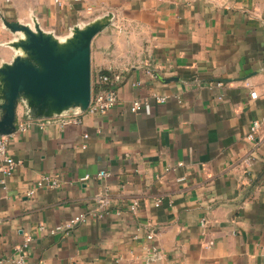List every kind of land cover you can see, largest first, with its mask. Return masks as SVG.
Instances as JSON below:
<instances>
[{
    "label": "crops",
    "instance_id": "crops-1",
    "mask_svg": "<svg viewBox=\"0 0 264 264\" xmlns=\"http://www.w3.org/2000/svg\"><path fill=\"white\" fill-rule=\"evenodd\" d=\"M27 3L0 0V16L35 9L61 38L114 15L91 57L92 72L112 77L118 104L81 124L35 122L10 137L19 164L10 176L0 170V256L31 236V264H264V131L247 139L264 117V0ZM8 34L0 19V65L17 54L9 43L19 35ZM136 99L150 109L132 112ZM47 174L59 186L28 195ZM80 213L86 222L50 233Z\"/></svg>",
    "mask_w": 264,
    "mask_h": 264
},
{
    "label": "water",
    "instance_id": "water-1",
    "mask_svg": "<svg viewBox=\"0 0 264 264\" xmlns=\"http://www.w3.org/2000/svg\"><path fill=\"white\" fill-rule=\"evenodd\" d=\"M1 12V11H0ZM108 13L76 25L61 38L45 30L33 16L35 27L9 21L3 25L24 37L14 43L23 53L0 65V135L16 130L19 103L31 119L62 117L70 110L84 112L92 98V41L113 19Z\"/></svg>",
    "mask_w": 264,
    "mask_h": 264
},
{
    "label": "built area",
    "instance_id": "built-area-1",
    "mask_svg": "<svg viewBox=\"0 0 264 264\" xmlns=\"http://www.w3.org/2000/svg\"><path fill=\"white\" fill-rule=\"evenodd\" d=\"M112 77L108 74H102L99 72H92V98L89 107L82 113L73 109L70 110L67 114L62 117L56 118H39V119H31L27 115V111L21 115L17 116L16 130L12 134L8 135H0V161H2V166L0 168L1 172L6 176H10L14 173L19 161H17L14 157L9 154L8 151V143L10 137L14 135H21L26 133L32 126L33 123L37 122L41 128H44L45 125L51 120H60L63 125L66 124H81L83 122V115L85 113L90 114H106L109 110L115 107L118 104V95L117 90L111 87ZM96 84L98 86L96 92L93 91V85ZM218 85H223L221 81L217 82ZM247 87L251 88L250 96L253 99L258 97V92L253 88L250 83L246 84ZM159 102H166V96H156L155 97ZM150 104L143 99H136L130 105V110L132 112H138L140 110H149ZM264 131V117L256 119L253 121L249 133L247 134V139L250 141H254L260 132ZM88 134H85L84 137L88 138ZM99 177L108 176V173L104 170L98 173ZM90 176L87 175L83 177L82 180L89 179ZM3 181V180H2ZM59 179L56 176L52 175H44L40 177L33 188L30 189L28 195H34L37 189L40 188H56L59 186ZM97 202L99 203L100 211L104 210L109 204V197L99 196L97 198ZM138 207V202L134 201L130 209L135 212ZM99 217L103 216V213L100 212ZM88 219V215L86 213H80L79 215L71 218L65 224H61L56 226L55 228L50 230L51 234H56L58 232L70 231L74 229L76 226L86 222ZM154 234L148 235L149 239H152ZM32 241V237L28 236L25 238V241L22 245L17 247V252L14 256L2 257L0 256V264H31L28 260L27 256V248ZM42 264V263H37Z\"/></svg>",
    "mask_w": 264,
    "mask_h": 264
},
{
    "label": "rangeland",
    "instance_id": "rangeland-1",
    "mask_svg": "<svg viewBox=\"0 0 264 264\" xmlns=\"http://www.w3.org/2000/svg\"><path fill=\"white\" fill-rule=\"evenodd\" d=\"M9 3H11V1L12 0H7ZM20 1V5L21 6H23V5H26V6H28V3L27 2H30V5L32 4L33 5V2L35 1V0H19ZM32 2V3H31ZM14 13V14H13ZM12 15H13V17H10V18H6L7 20H9V21H18L19 19V16L21 17L20 19H23V20H26V21H21V20H19V21H21L22 23H26V22H31L33 19H32V17L33 16H36V17H38V15H37V13H36V11H35V9H24V8H22V9H20V10H14V12L12 11ZM0 19H1V16H0ZM1 24H2V27H3V29L6 31V32H8L9 34V38L8 39H10V38H13V37H15L16 35H14L9 29H7L5 26H3V22H2V20H1ZM7 38V37H6ZM8 39H6V40H8Z\"/></svg>",
    "mask_w": 264,
    "mask_h": 264
},
{
    "label": "bare ground",
    "instance_id": "bare-ground-1",
    "mask_svg": "<svg viewBox=\"0 0 264 264\" xmlns=\"http://www.w3.org/2000/svg\"><path fill=\"white\" fill-rule=\"evenodd\" d=\"M27 25H30L31 27H35L34 26V24H33V21H32V23H26ZM17 34H19L20 36H22V37H24V33L23 32H19V33H17ZM20 38V37H19ZM18 38V39H19ZM17 40V39H16ZM16 40H14V41H11L10 43H9V46L12 48V49H14L15 50V52L17 53V54H19V53H23V50H21L20 48H18V47H14L13 45H14V43L16 42Z\"/></svg>",
    "mask_w": 264,
    "mask_h": 264
},
{
    "label": "trees",
    "instance_id": "trees-1",
    "mask_svg": "<svg viewBox=\"0 0 264 264\" xmlns=\"http://www.w3.org/2000/svg\"><path fill=\"white\" fill-rule=\"evenodd\" d=\"M100 73H102V74H108V73H106V72H104V71H100ZM108 75H109V74H108ZM110 84H111V86H112V84H113V80L111 81ZM97 88H98V86H97L96 84H94V85H93V91L96 92Z\"/></svg>",
    "mask_w": 264,
    "mask_h": 264
}]
</instances>
